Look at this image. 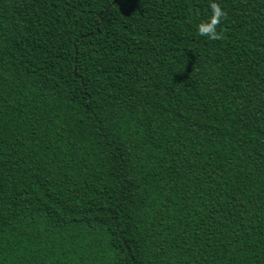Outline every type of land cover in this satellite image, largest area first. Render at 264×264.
<instances>
[{"label": "trees", "instance_id": "1", "mask_svg": "<svg viewBox=\"0 0 264 264\" xmlns=\"http://www.w3.org/2000/svg\"><path fill=\"white\" fill-rule=\"evenodd\" d=\"M114 1L0 0V264H264V0Z\"/></svg>", "mask_w": 264, "mask_h": 264}, {"label": "clouds", "instance_id": "2", "mask_svg": "<svg viewBox=\"0 0 264 264\" xmlns=\"http://www.w3.org/2000/svg\"><path fill=\"white\" fill-rule=\"evenodd\" d=\"M211 8L213 10V15L211 17L210 23H203L199 25L198 32L202 36H206L212 40L221 39V35L217 33L216 28L221 22L222 17H226L227 13L222 11L221 7L217 3H212Z\"/></svg>", "mask_w": 264, "mask_h": 264}, {"label": "water", "instance_id": "3", "mask_svg": "<svg viewBox=\"0 0 264 264\" xmlns=\"http://www.w3.org/2000/svg\"><path fill=\"white\" fill-rule=\"evenodd\" d=\"M116 1H117V0H115V1L113 2V4H115ZM74 74H75V71H74Z\"/></svg>", "mask_w": 264, "mask_h": 264}]
</instances>
